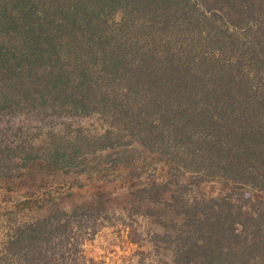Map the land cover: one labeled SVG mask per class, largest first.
Instances as JSON below:
<instances>
[{
    "label": "trees",
    "instance_id": "1",
    "mask_svg": "<svg viewBox=\"0 0 264 264\" xmlns=\"http://www.w3.org/2000/svg\"><path fill=\"white\" fill-rule=\"evenodd\" d=\"M40 1L0 0V111L96 109L112 123L95 137L101 148L136 142L177 173L264 192V0H210L217 6L207 14L202 0ZM129 3L143 18L134 29ZM117 9L116 31L100 29L99 13ZM129 27L139 35L122 39ZM100 86L121 89L95 96ZM31 146L18 155L23 146L14 145L13 154L37 150L55 168L77 157L52 142L39 153ZM260 205L255 215L221 198L185 210L192 224L177 236L173 264L264 262ZM71 220L52 209L14 226L0 264H81L80 223Z\"/></svg>",
    "mask_w": 264,
    "mask_h": 264
},
{
    "label": "rangeland",
    "instance_id": "2",
    "mask_svg": "<svg viewBox=\"0 0 264 264\" xmlns=\"http://www.w3.org/2000/svg\"><path fill=\"white\" fill-rule=\"evenodd\" d=\"M198 3L205 8L204 14L209 12L206 7L217 6L210 0ZM131 5L134 29L136 21L141 23L143 18ZM218 15L215 19L224 25L227 19ZM99 16L103 21L100 29L116 31L113 28L121 20V9L101 11ZM133 29L121 33L122 39L139 35ZM119 89L100 86L95 96L104 90L111 98ZM46 108L37 112L18 106L0 111V128H5L0 130V250L14 226L59 209L70 212L71 221L80 223L77 228L72 222L79 236L77 260L81 264H173L177 236H184L192 224L184 220L185 210L200 212L220 198L252 215L261 209L264 192L257 188L222 177L201 181L187 170L177 173L136 142L117 145L114 141L110 148H101L95 137L110 130L108 124L112 123L96 109L81 114ZM51 142L77 157L55 168L43 165L37 150L26 157L13 154L16 150L12 146L17 144L23 146L19 155L29 144L38 145L39 153ZM117 150L118 154H128L127 160L112 159ZM260 232L264 235V228ZM244 256L234 260L239 262ZM260 261L249 259L264 264Z\"/></svg>",
    "mask_w": 264,
    "mask_h": 264
}]
</instances>
